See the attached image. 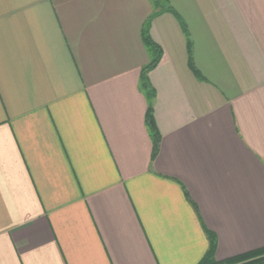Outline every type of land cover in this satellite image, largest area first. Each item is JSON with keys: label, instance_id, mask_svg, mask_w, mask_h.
I'll list each match as a JSON object with an SVG mask.
<instances>
[{"label": "crops", "instance_id": "1", "mask_svg": "<svg viewBox=\"0 0 264 264\" xmlns=\"http://www.w3.org/2000/svg\"><path fill=\"white\" fill-rule=\"evenodd\" d=\"M209 235L264 247V0H0V264H198Z\"/></svg>", "mask_w": 264, "mask_h": 264}, {"label": "trees", "instance_id": "2", "mask_svg": "<svg viewBox=\"0 0 264 264\" xmlns=\"http://www.w3.org/2000/svg\"><path fill=\"white\" fill-rule=\"evenodd\" d=\"M159 0H155V7H158ZM150 19L147 20L143 29H142V39L149 52L150 60L149 63L141 69L140 73V87L147 97V110H146V125L149 131V135L153 144V156L156 154L158 143H159V134L154 123L153 118V98L154 91L149 86L146 78L147 72L152 69L159 61L161 57V49L156 45L150 38L148 34ZM189 61L191 59L189 57ZM214 249L215 241L211 235H209V247L203 258L198 264H264V247L256 249L247 253H244L239 256L227 258L224 260H216L214 258Z\"/></svg>", "mask_w": 264, "mask_h": 264}]
</instances>
